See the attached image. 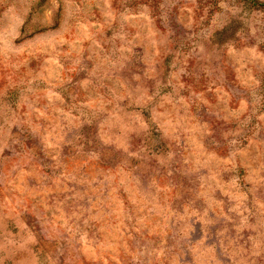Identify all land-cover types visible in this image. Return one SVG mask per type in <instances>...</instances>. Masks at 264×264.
Masks as SVG:
<instances>
[{
	"label": "rangeland",
	"instance_id": "obj_1",
	"mask_svg": "<svg viewBox=\"0 0 264 264\" xmlns=\"http://www.w3.org/2000/svg\"><path fill=\"white\" fill-rule=\"evenodd\" d=\"M0 264H264V14L0 0Z\"/></svg>",
	"mask_w": 264,
	"mask_h": 264
},
{
	"label": "trees",
	"instance_id": "obj_2",
	"mask_svg": "<svg viewBox=\"0 0 264 264\" xmlns=\"http://www.w3.org/2000/svg\"><path fill=\"white\" fill-rule=\"evenodd\" d=\"M243 6L251 10H257L264 14V2L260 0H239Z\"/></svg>",
	"mask_w": 264,
	"mask_h": 264
}]
</instances>
